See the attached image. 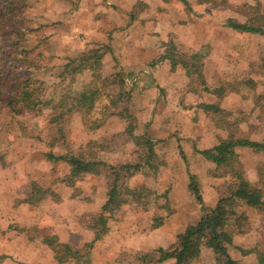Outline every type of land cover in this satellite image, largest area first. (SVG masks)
Here are the masks:
<instances>
[{"label": "rangeland", "instance_id": "rangeland-1", "mask_svg": "<svg viewBox=\"0 0 264 264\" xmlns=\"http://www.w3.org/2000/svg\"><path fill=\"white\" fill-rule=\"evenodd\" d=\"M236 1L239 4H243L248 3L249 0ZM59 2L62 1L25 0V6L22 11L26 27L24 29L28 31L37 29L36 32L40 31L42 34L40 37L38 35L35 36V32H29L32 36L29 44L32 47L44 41V35L46 38L49 36L48 48L42 47L32 55L36 64L35 68L38 70L36 76L47 82V99L59 98V88L67 87L70 83V78L63 81L58 78V73L63 65L69 61L90 55H94L96 58L101 56V59L98 60L101 64L97 69V73L100 74H102L104 65V53L99 51L103 49L102 47L93 46L92 48L85 47L83 49L82 45L76 43V38L57 36V34H60L58 33L59 24L55 19L62 14L60 8H69L66 3L71 4V0L64 1L63 4H59ZM191 2L195 1L191 0ZM256 4L260 5V3ZM217 12L219 15L222 14L220 10ZM231 13L235 12L232 11ZM223 15L226 19V13ZM217 17L221 19V17ZM208 18L213 19L211 16H208ZM236 19L243 21L240 16ZM205 22L208 21L206 20ZM56 25L58 26L57 32H55ZM77 25L81 26L80 24ZM207 25H203V33H212V39L217 36L216 31L218 34L222 31L221 25L211 23ZM67 27L69 26L65 28L69 29ZM80 38L84 44L87 43L86 38ZM220 40L223 41L222 46L226 40ZM236 41L239 42L233 44L234 48L243 54L237 59H235L234 52L230 54V57L234 56V59L230 63L231 66L229 64L226 65L224 71H227V73L222 76L225 81L223 91L226 95L230 94L232 96L231 99L234 105L231 111L223 110L221 114L216 116L215 126L220 130H224L223 134H226L227 137L233 136L234 139H248L264 143V61L263 58L258 59V57L254 56L252 64L248 63L241 66V59L247 61L250 56L247 54L245 46H243L246 42L242 40ZM181 47L185 48L186 46L181 44ZM201 50L203 54H208L209 52V48ZM219 50H222V48H216L215 53L219 52ZM259 54L262 55V53ZM225 63H228V61H225ZM237 63L240 68L238 71L235 70ZM88 75L90 76L88 71L77 75L78 80L73 85V89L79 91L89 81ZM206 80H208L206 76H203V78L197 77L195 87L199 91L205 90L204 87L208 88L205 85ZM213 85L216 84L213 83ZM110 91L117 94L122 90L119 85L115 84L110 87ZM139 103L140 99L136 94L135 96L129 95L121 98L115 104L109 103V100L101 96L96 102L95 110L86 120L88 128L83 126L80 113L73 114L63 124L50 123V119L58 114L55 107L46 108L40 116H34L30 112L18 113L16 110L9 108L0 109V166L4 168V172L7 168L10 169L11 172L5 174V176L10 178V180L12 178L17 181V190L22 192L24 187L33 190V188L31 189L26 185L28 181L25 182L29 176L27 173L31 169L30 166L28 168L27 166L38 161L30 156L29 153L34 148L42 149L40 148L42 146L47 154L46 164L58 163L57 166L63 170V184L67 185L70 190L71 188L74 189V198H77L76 201L79 202L60 205L62 206V216L59 214L54 216L52 213L54 206L48 203L49 205L45 207V212L48 213V216L57 217L58 219L62 218L63 220L58 222L65 223H71L70 219L77 217L74 222L86 223V219H84L87 215L85 212L86 203L93 199L98 188L107 186L106 190H110L114 183L121 189L122 197L129 199L128 204L112 214L115 218L112 216L110 218L111 221H108V223L111 226L110 229L118 227V230L120 229L123 233V238L130 242L131 245L143 246V250L142 253H138V251L137 253L128 252V250L125 252L124 258H122V255L118 256L112 264H155L159 257V252L154 247L155 243H166V247L169 248V242H174L175 245L180 247V235L188 226H198L202 222L204 208L215 206L220 199L230 197L238 189L254 193L264 199V152L258 153L250 149H239V154L233 161L223 165H216L209 161H206L207 164L201 163V161L193 157L194 147L185 145L184 149L187 150V153L184 156L186 160L190 164L196 165L191 168L188 162H186L185 166L178 159V157L182 158V155L177 147H167V152L163 155L162 152H165L166 149H164L165 146H161V149L157 148L160 154L158 155L159 159L150 161V164L153 165L145 163V158L148 155L147 149L142 146H136L132 138L125 132L123 133L124 127L127 130L128 127L135 124V133L137 135L141 136L148 128L150 131L147 134L153 140L155 139L158 142L164 140L169 142L168 145H173L175 141L171 137L172 132L162 125H158L157 128L156 123V129L155 126L150 127V124L148 126L144 125V123L140 125L138 120L133 122V117L137 118L139 112L142 111L138 105ZM116 116H120V118L118 119ZM165 116H167V113ZM108 120H115L114 125L112 124L115 132L109 135L98 134V131L103 130L102 126L106 125ZM118 120L120 122H116ZM20 123L26 126V131H22ZM96 126L98 128H91ZM180 129V131H183L182 128ZM92 133L93 135H91ZM90 135L92 140H90L91 138L89 139ZM198 137L201 138L200 133H198ZM198 140L196 138L191 144L197 146ZM51 141L54 142L55 146H49ZM60 149H62V154H53L54 152L56 153V150L57 153H60ZM134 149L139 151L135 152ZM73 155L81 157L85 161L90 162L91 165L86 172L72 181V178H69L66 172L69 169L67 167H70L68 157ZM95 163H100V165H95ZM157 165H159V169L160 167L163 168L160 172L155 169ZM141 172L148 182L145 183L143 177L140 176ZM189 172L195 175L194 183L189 178ZM45 176L47 177V175ZM4 178L1 177V179ZM53 178H46L49 185H51L50 182L53 181ZM190 185L198 187L200 198ZM131 190L135 192L129 196L127 193ZM164 190L170 197L166 198L164 196ZM46 195L47 199L51 195L56 198L55 201L60 202L62 200L60 195L57 194L56 197L51 189ZM51 202H54V199ZM244 210L255 221L256 228L243 220L244 229L252 228L247 233H239L235 222L237 216L240 215L238 213L233 218L229 214L224 215L219 231H225L233 237L236 246H231L230 252L240 264H258L255 253L244 254V251H264V220L260 219L259 214L254 210L249 208L241 209V211ZM76 211L79 213L77 216L75 214ZM98 222V220L94 221L95 224H98ZM88 225L84 224L85 227ZM48 237L54 239V237ZM210 238L211 232L205 230L189 243L187 252L192 253L193 256L188 261V264H218L217 256L208 244ZM164 239L169 242L162 243ZM86 251V249L82 252L78 251V253L73 251L63 253L60 251L59 254L62 256L60 259H70L71 256L78 259L82 258L83 260L88 259ZM86 264H90V260ZM166 264H170V262L168 261Z\"/></svg>", "mask_w": 264, "mask_h": 264}, {"label": "crops", "instance_id": "crops-1", "mask_svg": "<svg viewBox=\"0 0 264 264\" xmlns=\"http://www.w3.org/2000/svg\"><path fill=\"white\" fill-rule=\"evenodd\" d=\"M61 1L59 4L67 2V0ZM194 1L192 3L191 0H71V4L66 3L69 8H60L62 14L55 19L59 24L58 33L60 34L57 36L74 37L77 40L76 43L82 45L83 49L93 46L103 48L102 76L106 77L114 73V66L121 69L128 84L135 89L131 95L136 94L140 99L138 105L142 111L137 115L140 125L149 123L150 127L156 128L157 123V128L158 125H162L172 132L171 137L175 141L173 145H168L167 141L158 142L149 137L156 144V154L160 155L157 148L161 149V146H165L164 149L175 146L179 152L181 151L182 158L178 157V159L185 166L188 162L184 156L187 153L184 149L185 145L194 147L193 157L207 164L208 161L197 151L211 149L220 139L227 138V135L223 134L224 130L215 126V121L216 116L223 110L233 109L232 96L226 95L223 91L225 81L222 76L226 75L227 71H224V68L227 64L231 66L234 56L237 59L243 54L234 48L233 44L239 42L236 40L246 42L243 46L250 56L247 61L240 57L241 66L252 64L254 56L258 59L263 58L264 61V35L241 33L227 23L228 18H239L233 9L234 6L239 5L236 0H230L231 8ZM248 3L252 6L260 3L264 13V0H249ZM218 10L222 11L221 15L218 14ZM232 11L236 14L231 13ZM224 13H226V19ZM206 20L208 22H205ZM210 23L222 26V31L219 34L216 31L217 36L213 39L212 33H203V25L208 26L207 24ZM58 26H55V32ZM66 26H69L67 27L69 29H66ZM80 37L86 38L87 43L84 44ZM219 39L226 40L222 46L223 41ZM181 44L186 47L182 48ZM203 48H209L208 54L202 53ZM216 48H222V50L215 53ZM232 52L235 54L230 57ZM176 53L181 54L182 59L190 63L191 76L187 75L181 65L173 71L172 62L168 57ZM154 62L156 65L152 66ZM192 63L200 64L201 77H207L205 85L208 88L204 87L206 91H199L195 87L199 76L194 72ZM238 63L235 67L236 71L240 69ZM125 90L130 89L127 87ZM202 105H215L221 111L206 112ZM164 113H167V116ZM116 117L120 118V116ZM114 123L115 120H108L98 134L109 135L115 132L112 127ZM180 128L183 131H180ZM125 130L124 127L123 133ZM148 131L150 129L146 128L145 132ZM198 133L201 138L198 137ZM91 135L90 140H92ZM196 138L199 139L197 146H193L191 142ZM40 148L42 149L34 148L29 153L38 162L27 166L31 169L25 180V182L28 181L26 185L29 188L36 186L42 189L43 195L40 197L34 194V189L29 190L24 187L22 192L17 190V181L5 176L11 172L10 169L7 168L4 172V168L0 166V264H86L88 260L90 264H112L118 256L122 255L124 258L128 250V252L142 253L143 246L131 245L123 238V233L120 229L118 230V227L110 229L108 221H111L110 218L113 215L102 212L103 206L109 199L107 186L98 188L93 199L86 203L87 215L84 217L86 223L74 222L77 217L70 219V224L58 222L63 219L47 215L45 207L49 205L48 203L54 206L52 213L57 216V214L61 215L62 206L60 205L76 204L79 201L74 198V189L70 190L63 184V170L57 166L58 163L46 164L47 154L43 146ZM134 151L136 152V149ZM59 152L57 153L56 150L53 154H62V149ZM166 152L167 149L162 154L165 155ZM188 164L191 168L196 166L189 162ZM67 168L69 169L66 174L69 175L70 167ZM162 169L160 167L158 172ZM140 176L145 183L148 182L142 172ZM1 177H5V180ZM50 177H54L50 182L51 185L46 180ZM49 189L56 197L59 194L62 200L55 201L56 198L51 195L47 199L46 193ZM166 197L170 196L167 194ZM53 199L54 202H51ZM75 214L77 216L78 211ZM101 216L106 217V225L94 223L95 220L99 221ZM84 224L89 225L85 227ZM48 236L54 237L56 245L51 246L48 243L47 240L50 238ZM164 242L169 241L164 239L162 243ZM165 244L157 242L154 247L156 250L167 249ZM169 244L175 245L174 242ZM60 249L74 253L86 249L88 259L84 261L82 258L71 256L70 259L62 260L59 254L62 251ZM168 261L170 264L176 263L174 259L159 262L158 257L155 264H166Z\"/></svg>", "mask_w": 264, "mask_h": 264}, {"label": "trees", "instance_id": "trees-1", "mask_svg": "<svg viewBox=\"0 0 264 264\" xmlns=\"http://www.w3.org/2000/svg\"><path fill=\"white\" fill-rule=\"evenodd\" d=\"M198 3L224 6L226 8L232 7L229 0H198ZM24 6L25 0H0V109L9 108L16 110L18 113L30 112L34 116H40L46 108L55 107L58 114L50 119V123L63 124L73 114L80 113L83 126L88 128V122L86 120L95 110L96 102H98L101 96L108 99L112 104H115L121 98L131 96V93L135 89L128 84L127 78L121 69L118 66H114V73L102 77V74L97 73L98 66L101 64L98 60L101 59V56H97L96 58L94 55H90L88 57L71 60L63 65L61 71L58 73V78L62 81L70 78V83L67 87L59 88V98L56 99L53 97L47 99V82L36 76L38 70L35 68L36 64L32 55L42 47L48 48L47 42L49 41V36L46 38L44 35V41H41L35 47L29 44L32 40L29 32H35V36L38 35L40 37L42 34L40 31L36 32L37 29H30V31L24 29L26 28L22 12ZM233 9L244 21L241 22L236 18H228L227 23L230 27L241 33H259L264 35V13L259 4L252 6L248 3H243L234 6ZM99 51H102V49ZM168 59L172 62L173 71H175L178 65H181L186 70L187 75L191 76L190 63L186 59H182L181 54H173ZM195 64L192 63L191 66L194 65V72L201 77L200 65ZM151 65L155 66L156 63L154 62ZM85 71L90 73L89 81L79 91L74 90L73 85L78 80L77 75ZM115 84L121 87L122 91L120 93L116 94L110 91V87ZM127 87L130 89L129 91L125 90ZM202 107L206 112L221 111L215 105H202ZM137 120L134 116L133 122ZM20 124L23 129L22 131H26V126L22 123ZM134 125L128 127L125 133L132 138L136 146H142L147 149L148 155L145 158V163L153 165L150 164V161H157L159 159L155 150L156 144L149 138L146 132L142 136L136 135ZM146 125L148 126L149 123ZM91 128L95 129L98 126ZM49 146H55L54 142L51 141ZM239 149H250L258 153L264 152V143L248 139H234L233 136H230L226 139H220L218 144L211 149L197 152L207 161L216 165H223L237 158ZM68 160L70 164V173L68 176L72 178V181L74 178L86 172L91 165L90 162L75 155L68 157ZM95 165H100V163H95ZM155 169L159 170V165ZM188 175L191 182L194 183L195 175L190 172ZM190 187L197 192L200 198L198 187L193 185H190ZM33 189L36 196L40 197L43 195L42 189L36 186ZM120 190L115 183L108 190L109 199L102 208L103 213L113 214L129 202L128 198L122 197L123 194H121ZM134 192V190H131L127 194L130 196ZM166 195L164 193L165 197ZM243 208L254 210L259 214L260 219L264 220V199L254 193L238 189L230 197L220 199L215 206L205 207L202 222L198 226H188L180 235V247L178 245H172L167 249H158L159 262L174 259L176 260L175 264H188V261L193 256L192 253L187 252L189 243L198 234L208 230L211 232V238L208 244L216 254L218 264H240L230 252V247L235 245L233 237L225 231H219V228L223 223L224 215L229 214L233 218L238 213L240 215L237 218L235 217V222L239 233H247L252 228L244 229L243 220L249 222L251 226L256 228L255 221L251 216L245 210L241 211ZM98 223L106 225V217L103 218L101 216ZM47 241L51 246L56 243V240L52 238H49ZM61 252L65 253L66 251L62 250ZM251 253L257 255L258 264H264V251H244V254Z\"/></svg>", "mask_w": 264, "mask_h": 264}]
</instances>
